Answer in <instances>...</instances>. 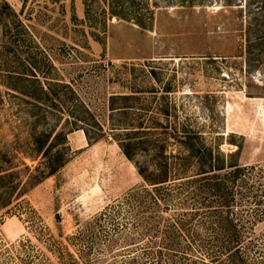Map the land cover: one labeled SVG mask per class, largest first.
<instances>
[{
  "label": "rangeland",
  "instance_id": "obj_1",
  "mask_svg": "<svg viewBox=\"0 0 264 264\" xmlns=\"http://www.w3.org/2000/svg\"><path fill=\"white\" fill-rule=\"evenodd\" d=\"M5 1L14 14L0 0V16L8 17L12 29L7 38L0 20V169L14 171L13 183L19 182L22 193L16 197L13 192L10 202L0 206V264H154L145 252L160 247L151 240L148 222L154 215L188 213L187 191H194V184L192 178L176 181L162 189L163 203L143 204L137 189L143 179L114 136L125 139L138 163L160 155L158 144H165L162 151L179 173L190 174L195 167L189 141L199 149L212 146L218 163L237 162L235 172L226 167L207 174L206 184L219 180L223 187L219 198L209 190L203 215L256 221L244 226L260 245L264 0ZM107 6L117 15L109 14ZM9 71L66 82L76 100L54 102L76 117L83 115L90 135L101 134L88 142L81 128L65 120L64 111L53 126L66 131L65 142L57 137L51 152L64 148L66 159L33 184L27 174L41 158L30 133L48 129L54 115L33 125L31 112L37 115L44 108L2 84L7 79L21 85L22 80L5 77ZM121 93L128 95L121 98ZM120 105L126 106L124 112L117 110ZM111 123L128 126V133L116 134ZM241 180L248 189L236 188ZM226 183L233 185L232 192ZM4 194L0 205L8 198ZM216 199L230 205L220 215L214 213ZM247 253L251 261L264 259L263 250ZM244 259L241 264H247Z\"/></svg>",
  "mask_w": 264,
  "mask_h": 264
},
{
  "label": "trees",
  "instance_id": "obj_2",
  "mask_svg": "<svg viewBox=\"0 0 264 264\" xmlns=\"http://www.w3.org/2000/svg\"><path fill=\"white\" fill-rule=\"evenodd\" d=\"M1 1L2 8H5L6 11H8V14H14L9 4L5 0ZM107 11L111 15H117V13H114L109 6H107ZM0 20H3V22L5 21L2 27V33L7 38L11 39L12 29L8 26V17L6 16L2 18L0 16ZM138 22L139 26L145 27L143 22ZM44 76V74L40 76L33 71H30L28 74L18 72L12 73L9 71L5 75V77L8 79L13 78L18 81L20 79L22 80L20 83L21 85L10 83L7 81V79L1 80L2 84H5V86L17 90L23 95L37 100L40 104V106H37L38 109H40L41 107L44 108L43 111H38L40 115H36V112H31V122L33 123V125L39 122L40 119L45 120V118H47L49 114L54 115V117L49 116L50 118H52L53 122L48 129L44 128L43 131L39 133H35V131L32 130L30 133L31 145L33 149L40 153L41 158L39 162L35 166H33L31 171H29L27 174V178L29 177L32 179L31 184L54 172L56 168L59 167L66 159L65 156H63L64 148L55 149L51 152L56 143L57 137L58 139L61 138L62 141L65 142L66 131H63V129L60 127L53 126L55 120H57L58 116L63 115L64 111H67V114H65L66 117H64L65 120L69 123L74 124L76 128H81L88 142L96 140L101 136V134L92 136L88 133V129L82 125L83 122H85V117L83 115H80L81 117H76L75 115H73L72 110L64 109L61 105L54 102L56 98L57 101L61 100L65 103L70 102L71 100L75 101L77 96L75 95V91L72 89V87H70L66 82L57 78L52 79L46 78ZM20 86H28L27 88L33 86L34 91H29L27 88L24 89ZM64 95L67 96L61 99V96ZM117 95H119L121 98H125L128 94L121 93ZM78 102L81 103V100H78ZM69 104L70 105H67V107H72L73 104L76 103ZM84 107L85 106H83V108ZM116 108L117 110H120V112H124L126 106L120 105L116 106ZM85 109L87 110L86 107ZM85 109L84 111H86ZM109 109L114 110L115 107L110 106ZM68 115L71 116L69 120H67V117H69ZM96 123L98 124L97 126L100 131L103 132L101 124L97 121ZM111 124V130L118 131V133L116 134L124 135L128 133V126L121 123ZM137 124H139L138 126H140V123ZM158 125L162 126L159 123ZM137 130L138 129H136L135 131L136 133L138 132ZM51 134L52 136L50 137ZM48 138L49 141H47ZM114 138L125 156L134 161L136 169L143 179L144 186L142 185V187L137 188L139 189V198H141L143 204L150 206L152 204L157 205V202L160 201H162L163 203L164 199L162 196L164 191L162 189L169 184L176 185V183H179L176 181H187L188 179L192 178L191 180L194 184L192 185L194 191H187L188 196H191L188 199L189 204L192 205L188 213L182 212L180 214H174L168 217L154 215L151 221L148 222L147 228H149L152 232V234L150 235L151 240H153L152 242H155L156 239V245L160 247L156 251H153V254H151V252L149 251L145 252L147 257L149 256L151 258L150 260H152L154 264H187L186 260H191L192 264H209L210 262H215L213 264H241L239 260L245 261V259L243 260V258L248 259L247 264H261L262 262H264V259L251 261L250 255H247V251L253 249L263 250L264 252V238L260 239V245H258L254 238L253 240H250L251 236L246 234V232L251 231L250 229H245V222L251 223L253 227L256 221H239L236 218L223 220L219 218V216L214 217L215 214L212 218H207L205 215H203V213L205 212L204 210L209 208L208 203L204 201L205 197L210 194L209 190L212 188V194L219 198L222 193V190L220 192V187H223V184L221 186V181L219 180L214 181L211 185L206 184L205 181H208L209 178L207 174L213 173L216 170H221L226 167L234 168L232 172H235L239 167V164L237 162L233 161L228 164L218 163V152H216L212 146H202L199 149L194 145L193 141H189L186 146L194 152L192 160L195 164V167L190 174H187L186 171L179 173L178 171H173L175 163L170 161L168 156L164 155L162 151L165 144H158V154L160 155L155 154L149 159H146L144 162L138 163L132 158L131 153L128 151L129 145L125 141V139L121 136H114ZM180 142L182 143V139ZM228 155L233 156V152L228 153ZM25 168L27 169L28 166L25 165ZM262 168L263 179L262 181L257 182V186L261 187L259 189V191L261 192H263L264 187V165L262 166ZM13 175L14 171L10 169H0V183H2L0 187L1 193H6L2 196L8 195V198L4 199L0 206H5L10 202L13 192L16 197L22 193L19 191V188L17 189L19 182L15 179V183H13ZM213 177L216 176L214 175ZM5 182L7 184H4ZM246 182V180H241L238 183L239 187L236 186V188L242 189L243 191L245 189H248V186H246ZM224 187L228 188L227 192H232L230 190L231 188H233V185L229 187L226 183ZM135 189H132L133 193H136ZM239 191L240 190H235V192ZM228 198L229 202L233 201V198L231 196H228ZM214 202L216 203L214 206V213L218 215H220V211L223 209V207H230V205H226L229 204L226 201H224L226 203H223L216 199ZM256 203L260 204V200L258 199ZM258 210L261 212L263 211L262 208H259ZM262 218H258V221L262 220ZM223 223L228 225L227 230L223 226ZM255 242L257 243V245L255 244ZM262 245L263 247H261ZM205 255H208V262L207 260H205ZM132 257H137V255H132ZM238 261L240 263H236Z\"/></svg>",
  "mask_w": 264,
  "mask_h": 264
}]
</instances>
